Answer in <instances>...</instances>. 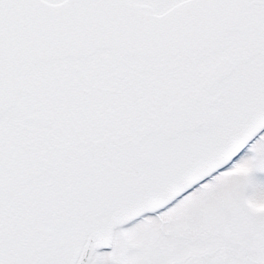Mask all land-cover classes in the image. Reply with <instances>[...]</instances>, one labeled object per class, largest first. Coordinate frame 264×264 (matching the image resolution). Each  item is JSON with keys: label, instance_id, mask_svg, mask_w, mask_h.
<instances>
[{"label": "snow or ice", "instance_id": "snow-or-ice-1", "mask_svg": "<svg viewBox=\"0 0 264 264\" xmlns=\"http://www.w3.org/2000/svg\"><path fill=\"white\" fill-rule=\"evenodd\" d=\"M0 264H264V0H0Z\"/></svg>", "mask_w": 264, "mask_h": 264}]
</instances>
